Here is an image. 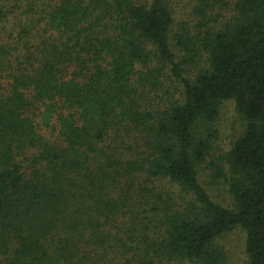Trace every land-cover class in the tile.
I'll list each match as a JSON object with an SVG mask.
<instances>
[{
    "label": "trees",
    "instance_id": "1",
    "mask_svg": "<svg viewBox=\"0 0 264 264\" xmlns=\"http://www.w3.org/2000/svg\"><path fill=\"white\" fill-rule=\"evenodd\" d=\"M235 230L264 264V0H0V264H226Z\"/></svg>",
    "mask_w": 264,
    "mask_h": 264
},
{
    "label": "rangeland",
    "instance_id": "2",
    "mask_svg": "<svg viewBox=\"0 0 264 264\" xmlns=\"http://www.w3.org/2000/svg\"><path fill=\"white\" fill-rule=\"evenodd\" d=\"M233 113L232 103L229 102L223 109L221 117L217 123L218 131L221 135L220 143L225 144L228 141V137L235 136L240 130V122L235 118ZM224 204H230V199L223 194L222 198H219ZM227 252L226 264H245L247 256L244 253V234L241 230H235L232 233L226 235L221 244Z\"/></svg>",
    "mask_w": 264,
    "mask_h": 264
}]
</instances>
